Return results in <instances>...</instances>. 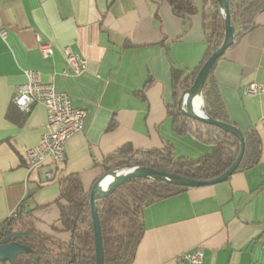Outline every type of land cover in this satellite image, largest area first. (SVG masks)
<instances>
[{"label": "crops", "instance_id": "obj_1", "mask_svg": "<svg viewBox=\"0 0 264 264\" xmlns=\"http://www.w3.org/2000/svg\"><path fill=\"white\" fill-rule=\"evenodd\" d=\"M196 6L195 15L182 18L166 0H0V29L7 31L5 37L0 31V223L23 205L37 232L69 241L57 202L64 177L77 174L90 192L105 172L103 161L126 144H170L176 155L192 159L211 150L191 131L177 132L170 113L180 95L173 69L194 68L208 49L214 6L211 0H196ZM255 22L217 60L212 77L230 123L242 132L257 130L259 162L226 181L144 205L143 236L131 264H191L177 256L198 248L202 264H264V95L243 94L247 84L264 83V9ZM38 36L53 44V56L41 54ZM66 46L87 59L82 74L67 64ZM26 69L87 110L60 166L27 168L24 150L40 142L47 111L36 104L25 113L12 102Z\"/></svg>", "mask_w": 264, "mask_h": 264}, {"label": "trees", "instance_id": "obj_2", "mask_svg": "<svg viewBox=\"0 0 264 264\" xmlns=\"http://www.w3.org/2000/svg\"><path fill=\"white\" fill-rule=\"evenodd\" d=\"M166 1L182 18H188L197 13L196 0ZM207 1L204 0V2ZM211 2L214 6L211 18L212 29L208 35V49L203 60L194 68L187 70L174 68L172 71L175 88L180 89V92L193 83L202 64L224 39L225 16L217 0H211ZM229 6L231 24L235 29V44L256 24L255 16L264 9V0H229ZM213 68L203 87L202 109L208 116L230 123L225 103L212 77ZM170 113L173 116V128L177 132L191 131L211 143V150L192 159L176 155L170 144L164 148L151 149H137L131 144H126L103 161L104 171L147 166L196 179H210L219 176L229 168L240 150V143L236 136L217 126L185 116L178 106L171 109ZM114 125L115 122H111L109 127ZM243 135L245 153L237 170L254 165L261 158V139L257 130L250 128L243 131ZM61 184V197L57 202L60 206V222L65 230L70 232L69 241L37 232L31 211L23 205L18 208L16 216L0 223V239L9 227L18 231L31 232L37 236L26 241L33 248L36 258L31 255H20L17 258L18 264H95L90 192L83 190L77 174L64 177ZM187 188L189 187L166 181L134 178L120 185L110 196L99 200L98 212L103 237L104 264H131L143 236L144 228L141 219L143 206ZM60 199H64L66 203H62ZM119 218L126 220L123 232H117L112 225V221ZM9 222L10 225H8ZM73 255L76 259L75 263L71 262Z\"/></svg>", "mask_w": 264, "mask_h": 264}, {"label": "water", "instance_id": "obj_3", "mask_svg": "<svg viewBox=\"0 0 264 264\" xmlns=\"http://www.w3.org/2000/svg\"><path fill=\"white\" fill-rule=\"evenodd\" d=\"M217 2L225 16L226 30L224 39L221 45L214 52H212V54L202 64L193 83L180 92L177 106L185 116L202 121L206 124L217 126L236 136L240 143L239 153L227 170H225L219 176L210 179H196L177 173L160 171L147 166H135L122 171L108 170L104 172L96 179L90 190V210L93 220L95 264H104L105 261L102 229L98 212V201L113 194L120 185L134 178H148L166 181L183 187H199L216 184L226 181L238 169L243 159L245 153V138L242 130L233 123L216 120L208 116L202 109V91L208 76L217 60L223 56L226 50L230 48L235 42V29L231 24L229 0H217ZM198 95L201 98L200 112H197L194 107V99ZM107 175H112L113 180L110 182L107 188H104L102 186V182L107 177ZM8 225H10V222ZM30 238H37V236L31 232L18 231L10 227L7 228L4 232V236L0 239L1 261L9 264H18L17 258L20 255H31L36 258L33 248L26 243L27 239ZM71 262H76L74 255L72 256Z\"/></svg>", "mask_w": 264, "mask_h": 264}, {"label": "built area", "instance_id": "obj_4", "mask_svg": "<svg viewBox=\"0 0 264 264\" xmlns=\"http://www.w3.org/2000/svg\"><path fill=\"white\" fill-rule=\"evenodd\" d=\"M1 35L6 36L4 27L0 29ZM41 54L45 57L54 55V46L48 41L37 37ZM65 60L71 67L73 74L80 75L87 70L88 61L85 57L76 53L70 46L64 47ZM26 81L21 84L12 97V102L23 112L30 113L33 106L41 104L47 111V122L40 142L24 150V158L29 171L41 166L54 164L62 165L66 160L67 141L74 134L84 128L87 110L73 105L68 93L56 90L53 83H45L36 70H24ZM243 94L249 97L264 95V83L251 82L243 88ZM264 126V118L261 119ZM48 179H53L52 172L47 173ZM17 210L10 217L16 216ZM264 248V244H263ZM204 251L198 248L187 251L177 256V261H189L191 264H202ZM0 264H4L0 259Z\"/></svg>", "mask_w": 264, "mask_h": 264}, {"label": "bare ground", "instance_id": "obj_5", "mask_svg": "<svg viewBox=\"0 0 264 264\" xmlns=\"http://www.w3.org/2000/svg\"><path fill=\"white\" fill-rule=\"evenodd\" d=\"M194 107H195V110L197 112L201 111V98H200L199 95L196 96L195 99H194ZM112 180H113V176L112 175H107V177L102 182V186L104 188H107Z\"/></svg>", "mask_w": 264, "mask_h": 264}, {"label": "rangeland", "instance_id": "obj_6", "mask_svg": "<svg viewBox=\"0 0 264 264\" xmlns=\"http://www.w3.org/2000/svg\"><path fill=\"white\" fill-rule=\"evenodd\" d=\"M186 145L185 144H180L179 143V149H182V148H185ZM125 170V169H123ZM122 171V170H120ZM126 223V220L124 218H119V219H115L112 221V225L114 226V229L117 231V232H123L124 231V225ZM6 264H9V263H6Z\"/></svg>", "mask_w": 264, "mask_h": 264}]
</instances>
